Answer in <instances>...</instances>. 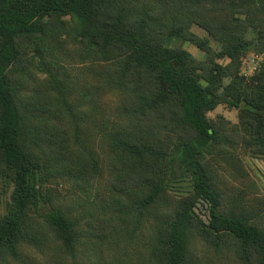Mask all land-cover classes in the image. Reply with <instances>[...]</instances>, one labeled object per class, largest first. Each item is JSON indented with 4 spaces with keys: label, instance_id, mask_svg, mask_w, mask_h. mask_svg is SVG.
Listing matches in <instances>:
<instances>
[{
    "label": "trees",
    "instance_id": "obj_1",
    "mask_svg": "<svg viewBox=\"0 0 264 264\" xmlns=\"http://www.w3.org/2000/svg\"><path fill=\"white\" fill-rule=\"evenodd\" d=\"M152 1L157 3V15L139 11L137 0H123L119 10H109L104 0H0V174L13 184L7 211L0 217V260L18 257L19 242L34 241L26 224L30 212L48 225L65 246L72 247L77 240L76 224L65 209L52 205L42 185L55 176L54 170L64 169L75 179H85L90 172L88 166L92 170L98 167L78 136L76 145H72L71 133L64 128L52 125L49 130L43 120L31 123L7 82L9 65L21 58L19 43L32 42L35 52H40V44L45 42L44 18L69 16L86 51L120 53L124 71L144 79L139 81L142 95L126 106L125 119L130 126L147 127L163 119L170 120L179 131L180 138L169 160L189 174L192 190L178 200L164 222L155 245V264H186L191 229L216 245L220 241L231 243L236 254L251 264H264V229L246 215L223 208L211 165L204 158L213 145L237 143L239 139L264 154V63L250 81L238 71L249 44L245 39L249 28L256 29L255 46L264 51V0H196L191 4L183 3L186 0ZM174 5L176 10H192V20L208 30L222 49L214 51L207 40L189 30L188 22L168 13L175 11ZM173 37L204 48L206 60L198 61L185 49L172 46ZM216 57L229 60L222 64ZM50 77L57 95L52 96L44 85H38L39 99L30 94L27 103L32 106H26L35 110L39 103H48L55 115L70 117L73 125L71 102L60 91L57 79L51 74ZM223 77H230L227 85L220 84ZM221 86L223 90L218 93ZM224 97L229 105L239 108L240 122L247 127L248 136L243 137L238 125L229 129L206 116L207 111L224 102ZM95 98L90 92L82 93L87 109L95 110ZM112 144L116 148L109 163L118 170L114 176L116 188H126V178L145 181L141 193L132 200L140 217L162 199L163 186L156 174L163 171L168 154L129 136H118ZM198 202L206 205L207 221L195 211Z\"/></svg>",
    "mask_w": 264,
    "mask_h": 264
},
{
    "label": "rangeland",
    "instance_id": "obj_2",
    "mask_svg": "<svg viewBox=\"0 0 264 264\" xmlns=\"http://www.w3.org/2000/svg\"><path fill=\"white\" fill-rule=\"evenodd\" d=\"M137 1L139 11L157 15L156 2ZM104 2L109 10H119L123 4V0ZM193 2L196 0L183 3ZM175 5V11L168 13L188 22L189 30L207 40L214 51L222 49V44L208 30L192 20V10L183 7L191 12L176 10ZM125 7L128 8V5L125 4ZM44 21L45 42L40 44L41 51L35 52L32 42L19 43L21 58L9 65L7 82L31 123H41L43 120L46 128L50 126L49 130L52 125L64 128L71 133L69 139H72V145H76L78 136L83 148L97 161L98 167L92 170L88 166L90 172L86 173L85 179H75L64 169L54 170L55 176L53 174L42 185L52 205L65 209L76 224L77 240L72 247L65 246L48 225L30 212L26 224L34 241L19 242V256H6L0 260V264H155V245L163 231V224L173 213L178 200L192 190L189 174L178 163L169 160L173 158L176 141L180 138L179 131L170 120L163 122V119L145 124L147 127L130 126L125 119L126 106L142 95L139 81L144 79L138 78L137 73L124 71L120 65V53L109 55L96 50L86 51L84 43L76 36L69 16L45 17ZM255 31V28H249L245 34L249 44L238 69L239 75L247 81L264 63V51H258L255 46ZM171 45L185 49L198 61L207 58L206 50L191 41L173 37ZM216 60L225 64L229 59L216 57ZM50 74L57 79L60 91L71 102L77 134L73 130L75 122L72 125L70 117L55 115L48 103H39L35 110L26 106H32L27 103V96H37L38 85H44L52 96L57 95ZM229 81L230 77H223L220 84L227 85ZM202 82L207 83L206 80ZM222 90L221 86L217 91L221 93ZM84 92L96 96L95 104L92 103L95 110L85 107L88 105L82 99ZM227 101L224 97V102L207 111L206 116L229 129L233 124L238 125L245 135L243 137L248 136L247 127L240 122L239 108L229 105ZM118 136L142 140L168 154L163 171L156 174L163 186L162 199L140 217L136 215L132 200L141 193L145 181H128L126 178V188L118 189L115 186L114 176L118 170L110 165L109 159L115 154L116 147L112 141ZM204 158L211 165L212 180L220 192L223 208L246 215L251 222L264 229V154L255 152L244 139H239L237 143L223 141L213 145L204 153ZM48 164L51 165L50 162ZM12 188V182L0 174V217L7 211ZM205 207V204L198 202L195 211L207 221ZM186 264L251 263L240 258L231 243L220 241L216 245L191 229Z\"/></svg>",
    "mask_w": 264,
    "mask_h": 264
}]
</instances>
